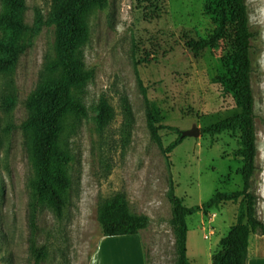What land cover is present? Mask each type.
<instances>
[{"label": "rangeland", "instance_id": "rangeland-1", "mask_svg": "<svg viewBox=\"0 0 264 264\" xmlns=\"http://www.w3.org/2000/svg\"><path fill=\"white\" fill-rule=\"evenodd\" d=\"M51 1L23 0L21 25L12 35L17 54L10 70L0 72V264H142L141 255L144 264H175L169 188L190 207L215 192L243 186L239 131H202L241 111L236 92L214 80L229 68V48L222 40L192 54L186 45L213 32L221 0H107L88 13L81 58L93 76L73 93L86 115L67 114L59 130V146L70 158L60 217L34 191L35 157L25 126L31 113L28 102L55 54L54 27L35 23L37 10L48 18ZM244 3L255 33L250 73L257 166L253 189L256 213L264 222V0ZM2 9L0 0V13ZM6 38L0 27V41ZM121 96L131 110L127 130ZM4 99L7 108L1 105ZM103 99L114 111L106 126L97 121ZM145 102L165 126L157 137L150 134ZM192 125L200 134L181 137ZM178 138L180 142L165 151ZM118 191L125 192L130 212L146 217L147 225L136 235L103 237L97 207ZM240 204L238 198L186 217L187 257L193 264H212ZM31 214L36 247L45 252L38 260L28 249ZM118 243L125 250L118 247L117 261H112L110 245ZM248 258L264 264L259 231L249 236Z\"/></svg>", "mask_w": 264, "mask_h": 264}, {"label": "trees", "instance_id": "trees-1", "mask_svg": "<svg viewBox=\"0 0 264 264\" xmlns=\"http://www.w3.org/2000/svg\"><path fill=\"white\" fill-rule=\"evenodd\" d=\"M0 27L8 33V38L0 41V72L10 70L17 47L12 35L20 27V10L23 0H1ZM107 0H52L48 18L44 20L40 10L35 13V23L40 27L44 23L55 29L54 58L50 62L48 74L41 78L38 88L29 100L31 113L25 123L30 132L31 149L35 157L34 191L37 196L47 200L56 217L63 213L64 194L69 187L66 166L70 158L59 146V130L67 114L85 116V107L74 96V90L81 87L93 74L84 68L81 47L87 39V15L95 7H103ZM251 31L244 0H221L217 26L207 38L188 40L186 45L192 54L205 48H211L225 40L229 52L226 54L229 68L227 72L216 76L214 80L236 92L235 102L241 111L239 114L222 119L204 127L203 132L213 135L224 130H238L243 165L240 170L242 189L232 192H215L200 205L187 207L177 196L172 186L168 199L172 208L171 225L175 232L176 263L193 264L187 257L186 217L218 206L222 202L236 201L241 198L236 220L228 233L219 241L220 248L212 255V264H247L249 236L259 231L264 237V222L256 213L257 194L253 189V177L256 172V147L252 131V95L250 73L252 61ZM124 115V126L129 127L131 110L125 96L120 98ZM8 107V100L1 102ZM145 113L150 134L157 137L159 124L157 114L150 104L145 102ZM110 104L101 100L97 110V121L106 126L113 118ZM180 139L170 143L165 151L174 148ZM97 220L103 237L136 235L147 225V218L132 214L129 210L126 194L118 191L102 199L97 207ZM29 253L35 260L44 257L45 252L37 249L35 241L36 223L33 214L28 219Z\"/></svg>", "mask_w": 264, "mask_h": 264}, {"label": "crops", "instance_id": "crops-1", "mask_svg": "<svg viewBox=\"0 0 264 264\" xmlns=\"http://www.w3.org/2000/svg\"><path fill=\"white\" fill-rule=\"evenodd\" d=\"M114 237V236H113ZM124 243V242H123ZM118 244H121V245H118ZM118 244H116V245H110V250H109V252L111 253V257H113V259H112V261H117V256H118V254H117V248L118 247H120V248H122V251H124L125 249L123 248L124 247V245L122 244V243H118ZM122 254H124V252H122ZM127 255H128V253H127ZM247 258H248V256H247ZM130 259V255H128V260ZM141 261H142V264H144V257H143V255H141ZM247 264H254V259H250V258H248L247 259Z\"/></svg>", "mask_w": 264, "mask_h": 264}, {"label": "water", "instance_id": "water-1", "mask_svg": "<svg viewBox=\"0 0 264 264\" xmlns=\"http://www.w3.org/2000/svg\"><path fill=\"white\" fill-rule=\"evenodd\" d=\"M200 134V129L196 125H192L190 129L187 130H182L180 132L181 137H186V136H198Z\"/></svg>", "mask_w": 264, "mask_h": 264}]
</instances>
